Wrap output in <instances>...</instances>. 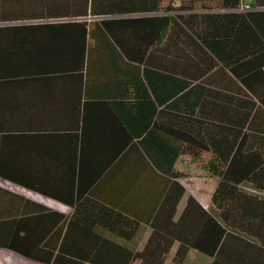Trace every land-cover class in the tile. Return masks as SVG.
Listing matches in <instances>:
<instances>
[{
	"label": "trees",
	"instance_id": "1",
	"mask_svg": "<svg viewBox=\"0 0 264 264\" xmlns=\"http://www.w3.org/2000/svg\"><path fill=\"white\" fill-rule=\"evenodd\" d=\"M93 66L131 73L139 99L166 78L165 113L176 112L178 126L167 128L164 157L151 161L178 181L215 179L212 211L189 196L202 212L197 224L182 217L178 238L153 232L134 253L93 233L110 229L109 208L79 216L76 206L66 222L40 207L35 240L27 223L10 220L4 247L46 264H183L190 249L211 264H264V0H0V72ZM184 195L178 183V203ZM77 228L85 249L73 240Z\"/></svg>",
	"mask_w": 264,
	"mask_h": 264
},
{
	"label": "crops",
	"instance_id": "2",
	"mask_svg": "<svg viewBox=\"0 0 264 264\" xmlns=\"http://www.w3.org/2000/svg\"><path fill=\"white\" fill-rule=\"evenodd\" d=\"M93 67L83 74L0 72V264H46L4 247L13 240L10 220L27 223L35 240L40 207L54 214L52 220L61 215L66 222L76 206L79 216L109 208L110 229L95 225L93 233L134 253L153 232L178 238L182 217L191 228L197 224L202 212L188 204L189 196L212 211L215 184L178 181L151 161L164 157L167 128L178 126L176 112L165 113L166 78L157 76V88L141 91L139 99L131 73ZM178 183L185 190L179 203ZM73 237L85 249L80 228ZM188 262L211 264L212 258L190 249L183 264Z\"/></svg>",
	"mask_w": 264,
	"mask_h": 264
},
{
	"label": "rangeland",
	"instance_id": "3",
	"mask_svg": "<svg viewBox=\"0 0 264 264\" xmlns=\"http://www.w3.org/2000/svg\"><path fill=\"white\" fill-rule=\"evenodd\" d=\"M167 3H174L175 5L178 4V0H166ZM184 161V162H183ZM186 162V163H185ZM187 163L188 161L186 159H183V160H180V162L178 163V168L179 169H183L185 170L186 166H187ZM190 179H196V178H190ZM201 180V179H200ZM209 186H211V184H215L216 180L215 179H212V178H208V179H205ZM186 264H191L190 262L186 263Z\"/></svg>",
	"mask_w": 264,
	"mask_h": 264
},
{
	"label": "built area",
	"instance_id": "4",
	"mask_svg": "<svg viewBox=\"0 0 264 264\" xmlns=\"http://www.w3.org/2000/svg\"><path fill=\"white\" fill-rule=\"evenodd\" d=\"M241 10L243 9H248V6L242 5V7L240 8Z\"/></svg>",
	"mask_w": 264,
	"mask_h": 264
}]
</instances>
